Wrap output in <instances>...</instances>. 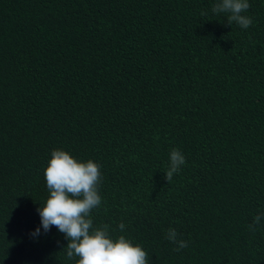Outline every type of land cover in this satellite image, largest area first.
I'll return each mask as SVG.
<instances>
[{
    "label": "trees",
    "instance_id": "trees-1",
    "mask_svg": "<svg viewBox=\"0 0 264 264\" xmlns=\"http://www.w3.org/2000/svg\"><path fill=\"white\" fill-rule=\"evenodd\" d=\"M216 2L0 0V264H74L30 235L54 149L101 166L93 226L150 264H264V0L247 29Z\"/></svg>",
    "mask_w": 264,
    "mask_h": 264
},
{
    "label": "clouds",
    "instance_id": "clouds-1",
    "mask_svg": "<svg viewBox=\"0 0 264 264\" xmlns=\"http://www.w3.org/2000/svg\"><path fill=\"white\" fill-rule=\"evenodd\" d=\"M250 8L248 0H217L212 6L213 14L227 13L228 24L236 22L241 28L252 25L250 16L244 15ZM201 15H207L202 12ZM169 167L165 173L167 184L173 175L179 173L186 163L184 154L173 148L169 154ZM101 166L89 159L78 161L63 149H54L45 168V181L49 196L43 206L37 208L40 216V227L31 236L50 231L55 226L68 241L63 249L66 258L74 264H150L149 256L141 244H134L125 235L113 237L109 225L93 226L91 212L101 205L99 185L102 179ZM264 212L258 213L248 225L255 232ZM122 232L123 222L118 225ZM175 228H169L166 238L176 245L179 252L188 247V241L180 239ZM78 257V259H76Z\"/></svg>",
    "mask_w": 264,
    "mask_h": 264
}]
</instances>
